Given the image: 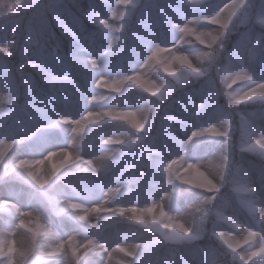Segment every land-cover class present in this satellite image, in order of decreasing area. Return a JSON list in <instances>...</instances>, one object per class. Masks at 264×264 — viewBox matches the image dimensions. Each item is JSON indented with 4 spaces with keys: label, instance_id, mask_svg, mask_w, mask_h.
I'll use <instances>...</instances> for the list:
<instances>
[{
    "label": "clouds",
    "instance_id": "1",
    "mask_svg": "<svg viewBox=\"0 0 264 264\" xmlns=\"http://www.w3.org/2000/svg\"><path fill=\"white\" fill-rule=\"evenodd\" d=\"M0 264H264V0H0Z\"/></svg>",
    "mask_w": 264,
    "mask_h": 264
},
{
    "label": "snow or ice",
    "instance_id": "2",
    "mask_svg": "<svg viewBox=\"0 0 264 264\" xmlns=\"http://www.w3.org/2000/svg\"><path fill=\"white\" fill-rule=\"evenodd\" d=\"M157 55H158V54H157ZM237 78L239 79V78H241V77H237ZM65 159L67 160L68 157H66ZM53 167H55V165H53ZM72 207L75 208V207H77V205L73 204ZM38 227H39V225H38ZM71 243H72V244H75V241H72ZM62 248H63V245H61L60 248H58V249H54V251H55V252H59L60 250H62ZM9 250H10V251H16V249H15L14 247H13V248H10ZM73 251L75 252L76 249L73 248ZM21 254L23 255L24 253H21Z\"/></svg>",
    "mask_w": 264,
    "mask_h": 264
}]
</instances>
